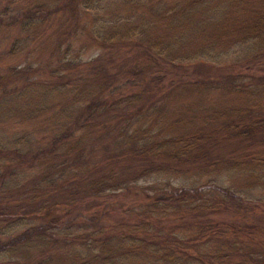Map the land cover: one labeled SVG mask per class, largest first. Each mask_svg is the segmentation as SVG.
Here are the masks:
<instances>
[{"label": "rangeland", "instance_id": "rangeland-1", "mask_svg": "<svg viewBox=\"0 0 264 264\" xmlns=\"http://www.w3.org/2000/svg\"><path fill=\"white\" fill-rule=\"evenodd\" d=\"M241 2L246 5L239 7L242 13L264 14V0ZM235 3L232 0H0V137L8 143L16 136H25L29 140L27 144L35 150L44 146L54 131L51 124L56 120V112L65 105L75 106V101L71 98L73 93H48L41 99L32 87L33 84L50 85L62 81L87 92L92 86L99 88L95 97L106 110L98 119L102 126L88 140L97 145L107 144V151L105 154L97 146L79 163L81 169L87 166L91 169L87 172H93L95 176L114 170L117 177L125 178V168H138L125 156L118 157L125 162H105L109 153H119V144L125 145L121 143L124 137L119 127L149 125L152 129L174 134L183 130L192 114L198 116L202 112L211 113L209 117L213 120L216 115L222 119L231 112L243 113L240 119L244 122L261 120L264 117V92L254 93L252 99L245 102L241 94L234 91H210L200 99L205 91L177 89L205 77L222 82L227 79L229 69L237 72L229 71L231 77H237L235 83L247 82L248 75L258 84L264 83V58L249 61L245 57L234 62L233 54L240 48L234 45L223 53L222 48L228 41H213L211 47L221 53L218 57L213 55V50L204 54L202 59L208 62L204 65L173 64L147 50L150 40L166 42L171 50L181 54L211 42L214 40L211 37L204 40L199 36V30L206 29V23L201 21L223 18L221 24L226 25L231 19L230 14H234L233 17L241 14ZM26 16L33 18L35 23L24 30L21 21ZM134 26L136 34L130 38L132 40L124 39L122 32ZM111 32H116V37L108 42L105 36ZM225 55L221 66L217 67ZM186 59L190 57L182 60ZM64 73L67 78H63ZM1 84L14 94L24 93L18 101L7 103L6 108L14 107L19 113L9 119L1 114ZM108 88L112 90L111 94ZM84 100L80 106L86 103ZM36 108L40 110L33 118L26 116L29 110ZM83 115L88 117L89 113ZM154 118L158 120L154 121ZM218 136L207 154L208 162L233 163L247 158L264 161V131L230 140L220 139L221 134ZM37 152L28 154L24 162L13 163L20 183L12 188L5 189L9 174L0 171V224L8 211L29 212L38 209L41 203H65L71 194H75L76 201L62 214L59 212L63 219L70 217V234L55 236L58 242L35 249L28 261L20 264H36L52 254L62 255L66 250L68 260L70 250L79 251L93 243L91 232L95 230H101L104 237L127 234L139 240L132 249L143 254L142 257L148 255V243H152L173 248V253L181 257L180 261L186 259L179 264H264V183L247 178V172L219 170L223 173L211 172L198 179L194 175L167 178L153 174L126 180L121 188L104 192L99 197L93 196L80 183L76 189L65 187V192L57 181L55 186L52 185L53 193L32 201V193H41L38 176L51 172L45 168L29 170L28 165L37 162ZM189 168L194 174L192 170L196 167ZM200 184H221L237 194L221 199L216 191H203L199 196L208 199V209L181 208L161 220L141 213L142 205L150 202L148 196L157 190ZM45 188L43 185V193ZM100 207L106 209L102 218L91 220L88 216ZM142 224L145 227L140 229ZM148 262L139 260L131 264ZM16 263L3 262L0 256V264Z\"/></svg>", "mask_w": 264, "mask_h": 264}, {"label": "trees", "instance_id": "trees-1", "mask_svg": "<svg viewBox=\"0 0 264 264\" xmlns=\"http://www.w3.org/2000/svg\"><path fill=\"white\" fill-rule=\"evenodd\" d=\"M232 1H236L235 5L238 9L239 7L246 6L242 2L240 3L243 0ZM86 5L88 4L86 3ZM240 13L238 17H233L234 14H230L229 17L231 19L225 23L226 25L221 24L223 18L211 22L207 21V18H204L201 22L206 23V29L204 31L199 30V36L204 37V40L210 39V37L214 40L192 49L189 52L190 54L177 53L171 50L169 48L170 45L166 44V42L156 43L151 40L148 43L147 50L168 62H174L173 64L183 65L182 63L188 62L192 65H204L208 63L202 59L204 54H208L209 51L213 50V55L218 57L220 55L219 53H221L219 51L215 52V49L211 47L214 44L213 41H216V43L218 41L222 43L228 41L227 44L224 43L226 45L222 48L223 53L234 45H238V48H240V50L233 54L234 62L245 57L249 61L250 59L259 61L261 58H264V14H246L245 12L242 13V10H240ZM22 19H24L21 21L24 30L35 23L33 18L28 16ZM135 31V26L129 27L122 32L121 36L131 41L132 39L129 38L136 34ZM185 31L190 32L191 30ZM115 35L116 32H111L105 36V39L111 42L116 37ZM226 56H223L220 61L215 58L218 61L217 67L221 66ZM188 57L190 59L182 60ZM229 71L233 70H228L226 73L227 79L222 80V82L216 78L205 77L204 79L202 78L189 84L186 83L185 85L187 86L176 89L181 90L183 88L185 90L205 91L200 99L210 91H234L241 94L245 102L251 100V96L254 93L255 95H260L261 92H264V83L258 84L250 75L246 76L247 82H243L242 80L239 84L235 83L234 81H236L237 77H231V72ZM63 78H67L66 73L63 74ZM223 81H227V83ZM33 85L35 86L32 87V90L39 97L42 96L41 99L48 93L52 95L73 93L71 98L73 99L72 101H75V106L70 107L65 105L56 112V120L51 124V126H54L52 127L54 131L51 133L48 142L38 150H35L33 146L27 144L29 140L27 141L25 136H16L8 143L3 142V139L0 137V171L9 174L7 175L9 182L5 189H10L20 183L19 177L15 176L16 172L13 163L15 161L24 162L25 157L35 151H38L35 155L37 162L34 165H28L30 167L29 170L45 168L51 171L50 173H44L38 176L39 183H41L39 184L41 193H32L30 197L32 201H36L45 194L50 195L53 193L54 189L52 185L55 186L57 181L61 189L67 186L69 188L66 189H70V187L76 189L79 183L84 184L90 190L91 194L96 197L101 196L104 192L121 188L126 180H135L153 174L167 178L170 176L187 178L186 175H194L198 179L207 176L211 172L216 175L223 173L219 170H241L248 173L247 178L252 177L264 183V161L259 162L253 158H247L246 160L240 159L233 163H220L221 161L211 162L212 160L208 162L207 159L211 144L215 138L219 137L218 134H221L220 139L230 140L244 138L247 135L255 134L259 130L264 131V117L259 121L249 120L244 122L240 119L244 115L243 113L231 112V114L226 117L224 116L225 118L222 117V119H218L219 116L216 115V120H213L209 117L211 113L202 112L198 116L192 114L191 118L188 119V123L182 128L183 130L174 134L168 133V130L152 129L149 125L144 126L138 124L134 127H119L120 134L124 137L121 143H125V145L119 144L121 147L119 153H109L106 156L105 162L106 164L118 163V161H124L118 157L125 156L130 162L136 163L138 168H125L127 176L125 178L121 177L123 179L117 177L114 170H107L105 174L103 172L100 176H95V173L87 172L90 169H87V166L84 170L81 169L79 163L83 157L91 154L97 146L105 154L107 151V144L97 145L90 143L88 140L102 126L100 125L102 122L98 119L106 110L104 104L100 103L97 97H95L99 92V88L97 87L95 89L92 86L91 91L87 92L86 90H82L81 87L71 86L64 81L60 83L55 82L50 85ZM5 89L7 90L5 85L1 84V114L9 119L14 114L19 113L14 107L6 108L7 103L11 100L18 101L24 93L19 92L18 94H14V91L11 89L7 91ZM108 93H112V90L109 88ZM84 98L86 99L84 100ZM82 100L84 102L86 101V103L80 106ZM203 109L206 108L203 107ZM39 110L40 108L29 110L26 116L33 118ZM84 112L89 113L88 117L83 115ZM202 114L206 115L203 116ZM157 120L154 118V121ZM153 125L155 124L153 123ZM201 158L203 161L199 162ZM190 166L196 167L192 170L194 174H191ZM229 168L230 170H228ZM94 170L95 167H93L92 171ZM38 178L35 182H37ZM43 185L46 187L44 193L42 191ZM215 185H180L173 186L165 191L157 190L152 196H148L150 202L142 205L141 213H145L153 219L161 220L167 215L174 213L177 209L180 211L181 208L191 211L208 209V199H202L199 196L203 191H216L218 198L221 199H227V197L232 198L237 194L228 186L221 184ZM66 189H64L65 192ZM71 193L69 192V194ZM73 195L75 196V194H71L66 197L65 203L50 205L41 203L38 205V209L30 210L29 212H6L3 215L4 218H1L0 224L1 261L6 263L12 261L18 264L26 262L31 252L35 251V249L47 248L52 243L58 242L55 236L62 237L63 235H69L70 228L72 227V224H68L70 217L63 219L61 214L75 203L76 199ZM97 204L99 205V203ZM104 208L100 207V210L93 211V214L88 217L91 220L95 219L98 221L106 211ZM17 225L18 227L13 228ZM19 227L23 228L13 232ZM141 227L144 228L145 226L142 224L140 229H142ZM91 234L93 235L91 240L93 243L88 244L87 247L81 248L79 251L74 249L70 250V258L68 260L65 257L67 255L66 250L62 255L52 254L48 258H42L43 260H39L36 264H49L47 261L51 260L53 261L52 264H121L126 262L127 264H131V262L139 260L149 261L148 264H154V262L158 264H179L186 261V259L180 261L181 257L173 253V248L167 249L165 247L166 245L161 244L162 246H159L148 243L149 246L147 248L149 253L147 256L144 255L142 257L143 254L132 249V246L140 243V241L128 237L127 234L104 237L101 235V230H95ZM95 243L99 245L95 247Z\"/></svg>", "mask_w": 264, "mask_h": 264}, {"label": "bare ground", "instance_id": "bare-ground-1", "mask_svg": "<svg viewBox=\"0 0 264 264\" xmlns=\"http://www.w3.org/2000/svg\"><path fill=\"white\" fill-rule=\"evenodd\" d=\"M127 39H128V38H127ZM129 39H130V38H129ZM202 115H203V114H202ZM204 115H206V114H204ZM204 115H203V116H204ZM203 116H202V117H203ZM202 117H200V118L202 119ZM225 117H226V116H225ZM225 117H224V118H225ZM224 121H225V120H224ZM240 172H241V171H240ZM209 175H210V174H209ZM247 175H248V174H247ZM215 186H216V185H215ZM213 187H214V186H213ZM221 191H223V189H221ZM204 196H205V195H204Z\"/></svg>", "mask_w": 264, "mask_h": 264}]
</instances>
